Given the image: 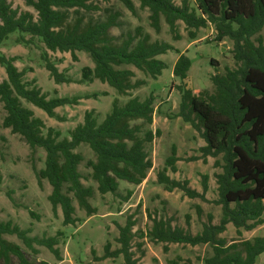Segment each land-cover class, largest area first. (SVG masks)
<instances>
[{
	"label": "trees",
	"instance_id": "trees-1",
	"mask_svg": "<svg viewBox=\"0 0 264 264\" xmlns=\"http://www.w3.org/2000/svg\"><path fill=\"white\" fill-rule=\"evenodd\" d=\"M107 2L109 0H99ZM133 14L137 13L135 0H120ZM141 9L149 10L151 26L160 32L162 20L169 26L176 40L181 35L179 21L191 38H196L201 28L210 24L215 27V39L229 38L233 42V57L236 67L227 68L224 73L211 76L214 91L195 93L184 80L192 66V60L185 53L178 56L173 74L182 80L178 85L181 94L178 116L204 139L197 158H215L214 165L221 171L215 173L217 199L221 206V216L214 222V215L207 214L200 232L172 224V219L155 216L152 226L140 232L155 242L209 245L212 254L204 257L202 264H256L258 256L264 253V236L253 239L228 241L222 234L232 225L238 236L243 230H253L264 223V0H138ZM34 8L37 16L29 10L14 8L9 0H0V44L13 33H20L25 43L39 38L46 50L43 53L45 67L56 83L94 82L99 80L109 84L120 96H130L126 101L116 97L111 110L99 121L95 110H87L82 122L70 130L69 136L61 137V131L47 127L41 117L25 103L43 109L50 117L64 120L56 109L64 105L78 104L80 96L49 97L34 81L24 79L25 71L16 65V56L0 52V64L7 77L0 80V101L5 116L2 126L23 137L32 151L43 148L46 152L45 165L33 169L38 182L47 180L51 186L48 199L56 213L63 214V225H76L80 219L75 215L78 202L88 216L97 212L90 199L95 194L92 185L83 179H92L97 190L105 195H120L122 180L139 185L153 168V160L148 150L159 129L154 130L155 96L145 98L132 96L131 92L147 83L145 78H137L134 66L147 77L157 79L167 63L160 55L176 50L167 41L151 40L141 25L128 31L122 39H117L111 31L122 26L120 11L106 8L103 20L85 19L82 10L99 11L95 0H24ZM76 14L72 17L71 12ZM30 35L26 39L24 35ZM48 51L69 52L79 59L77 52H86L93 66H85L82 77L75 80L49 58ZM213 63H217L212 59ZM106 94V93H105ZM94 96H97L96 93ZM91 96L87 95V98ZM88 146L94 158L87 159L77 149ZM177 147L172 145L165 167L158 172V182L172 191L180 189L189 198L208 200V174H202V191L190 186L188 179L172 178L168 169L178 171ZM90 169L84 174L80 166ZM0 174V185L2 183ZM133 193L127 191L125 198ZM199 216L201 206L197 205ZM34 215V213L31 211ZM188 215V221H189ZM136 222L130 216L125 225H119L117 241L120 247L111 249V243L104 246L101 258H116L120 255L125 264H137L132 250L135 237L133 227ZM31 229L22 228L12 220L0 221V260L11 264L15 257L20 264H50L47 261L34 262L28 259L20 244L7 239L6 235H16L23 244L38 253L37 245L47 247L57 260H63L58 246L63 236L59 230L53 236H31ZM143 243H139L141 247ZM168 250V245L164 246ZM172 264H178L171 260Z\"/></svg>",
	"mask_w": 264,
	"mask_h": 264
},
{
	"label": "rangeland",
	"instance_id": "rangeland-1",
	"mask_svg": "<svg viewBox=\"0 0 264 264\" xmlns=\"http://www.w3.org/2000/svg\"><path fill=\"white\" fill-rule=\"evenodd\" d=\"M14 8L29 10L37 16L31 6H27L24 0H9ZM182 0H174L180 4ZM137 13L133 14L120 0H109L107 2L95 0L101 10L87 12L82 10L85 19L93 18L103 20L107 15L106 8L120 11L122 26L115 27L111 33L117 39H122L128 31H134L141 25L145 32L150 33L151 40L167 41L174 45L176 50L160 55L168 67L163 70L157 79L145 76L134 66H129L136 72L137 78L147 79L146 85L133 90L132 96L145 98L150 94L155 96V113L151 127L159 129L160 135L148 144V150L153 160V168L149 171L147 178L139 185L122 180L119 193L114 195L101 194L97 190V183L92 179H83L86 185L95 188V194L90 199L91 204L97 208V212L88 216L86 211L76 206V216L80 219L76 225H63V214L61 208L55 213L48 199L51 186L47 180L39 184L33 164L37 169L45 165L46 152L43 148L32 151L23 137L14 134L9 128L2 126L5 116L3 103L0 101V174L2 183L0 185V221L12 220L22 228H30L31 236L43 237L53 236L57 231H63L61 242L58 245L63 255L59 261L55 255L45 246L37 245L38 253L28 249L16 235H6L7 239L20 244L29 260L34 262L47 261L50 264H125L122 255L116 258H101L104 254V246L111 243V249L120 247L117 241L119 236V225H125L127 219L132 216L136 224L133 227L135 237L132 240V250L135 253L137 264H172L175 260L178 264H202L204 257L212 254L209 245H189L179 243H163L152 241L148 237H141L140 232L148 230L152 226V218L155 216L172 219V224L183 227L196 234L203 228L207 221V214L214 215V222H218L221 216V206L215 203L217 199V183L215 173L221 171L215 167V158L208 157L207 160L197 158L201 152L200 147L205 144L204 139L191 126L178 116L181 94L178 85L182 83L179 77L174 76L173 67L181 53H185L192 60V66L184 80L188 88L195 93L201 91H214L211 76L217 72L224 73L227 68L236 67L233 57V42L226 38L223 41L215 39V27L209 25L201 28L196 38H191L185 24L179 21L178 31L181 35L176 40L170 32L169 26L162 20V28L157 32L150 24L149 10L141 9L140 2L135 0ZM191 5L196 6L195 0ZM72 17L76 14L72 11ZM264 34V30L262 31ZM26 39L30 35L22 34ZM21 34L16 32L0 44V52L7 56H16V65L25 71L24 79L34 81L41 87L49 97L54 96H80L78 104L64 105L56 111L64 117L59 120L50 117L43 109L25 103L34 110L35 115L41 117L47 127H54L61 131V137L69 136L70 130L84 119L87 110H95L99 121H102L111 110L114 98L118 97L121 102L130 96H120L109 84L99 80L94 82H72L56 83L45 67L43 53L46 48L39 38H34L25 43L20 40ZM49 58L58 66L59 70L78 80L82 77L85 66H93L89 55L84 51H78L79 59L75 61L69 52L48 51ZM212 59L217 63H213ZM7 77L5 68L0 64V80ZM96 93L97 96H94ZM106 93V94H105ZM87 95L91 96L87 98ZM172 145L177 147L178 171L168 169L167 174L172 178L180 180L188 179L190 186L202 191V174H208L209 190L206 193L208 200L200 198H189L180 189L172 191L165 188L164 184L158 182L157 174L166 165V159L171 153ZM84 153L87 159L94 158L92 150L82 145L78 149ZM84 174L90 169L82 164L80 166ZM133 193L125 198L127 191ZM197 205L202 208V215L197 212ZM34 213V215L31 213ZM189 215V221H188ZM264 216V215H263ZM228 239H253L255 236H264V223L253 230H243L238 236L235 228L230 224L226 232L222 234ZM139 243H143L139 247ZM168 245V250L164 246ZM0 264H4L0 260ZM11 264H20L17 258L12 259ZM256 264H264V253L258 256Z\"/></svg>",
	"mask_w": 264,
	"mask_h": 264
}]
</instances>
